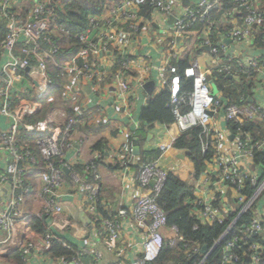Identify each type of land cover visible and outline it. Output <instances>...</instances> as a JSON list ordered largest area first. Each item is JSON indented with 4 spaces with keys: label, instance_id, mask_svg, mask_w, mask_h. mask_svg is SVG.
<instances>
[{
    "label": "built area",
    "instance_id": "1",
    "mask_svg": "<svg viewBox=\"0 0 264 264\" xmlns=\"http://www.w3.org/2000/svg\"><path fill=\"white\" fill-rule=\"evenodd\" d=\"M63 1L0 0V19L7 21V35L0 43V54L7 53L9 58L8 63L0 70V117L8 119L10 124L7 130L0 128V156L8 159L5 168L0 165V187H7L9 190L5 210L0 212V235H6L0 240V247L14 238L17 221L24 216L25 176L38 173V196L44 199L45 215L55 219V216L62 214L63 207L56 203V199L60 198L58 192L67 183L63 168L72 175L77 172L75 166L80 164L79 150L76 155L68 157L75 148L74 131L77 124L83 122L87 114L89 126L110 125L111 120L105 112L108 107L103 109L100 103L112 101V106L131 105L135 100L136 90L150 82L148 77L154 69V56L155 61L160 63L156 67L157 81L163 84L169 82L170 107L175 116L172 126L177 127L181 134L201 127L203 151L208 150L211 144L214 151V157L208 162L201 178L197 179L194 173V184L190 185L194 196L192 203L195 206L192 215L201 225H214L223 224L228 216L237 211L238 218L250 212L251 220L248 225L235 229L238 218L235 219L216 245L234 230L224 248L223 264H239L240 252L249 259V264H264V242L251 241L257 235L264 240V178L261 169L255 164V153L264 152V139L252 144L248 134L235 135L229 129L231 123L263 121L264 103L247 104L243 102L244 98L237 103L229 95L224 96L226 100H222V86L218 83L217 76L234 74L227 64L236 58L226 56L224 43L220 49L212 47L209 34L214 27L213 23L209 24V34L202 41L201 48L208 50L215 58H219L222 53L219 63L225 65L212 72L204 71L200 60L194 56L184 70L185 78L193 80V90L183 92L178 65L185 50L163 47L164 38L161 34L165 35V32L160 29L163 23L152 17V12L164 17V21H169L170 24L167 30L173 32L177 39H183L191 26L205 21L214 10L220 8L219 0H200L183 14H180L179 0H109L103 12L91 17L86 30L77 36V51L62 64H56L60 70L61 102L64 107L75 112V116L71 117L66 110L60 111V118L65 123L61 129L53 128L49 118L37 124L27 123L26 118L42 108L41 100L48 98L52 90L53 81L49 75L47 59L54 60L58 48L51 44L50 49H43L42 45L50 43L48 32L58 24L56 9H62L59 4ZM241 2L242 6L250 9L249 15L242 25L233 23L232 30L225 37L237 46L251 42L256 31L264 29L261 0ZM23 3L30 6L24 17L13 8L17 4L18 9L23 11ZM248 62L252 68L257 69L253 68L254 71L264 72V60L261 58L250 59ZM23 69H29L27 74L31 81L22 87L20 84L24 77L20 71ZM153 82L155 88L149 100L155 98L152 96L156 90V82ZM258 82L264 87V80ZM216 86L219 92H215ZM85 88L92 91L98 100L97 105L102 108L98 114L89 111L91 101ZM223 123L226 130L221 132L219 126ZM23 128L28 132L44 134L36 143L43 160V171H40L30 149L19 143V134ZM175 142L163 145L161 151L172 149ZM135 149L133 141L127 142L121 149L119 159L115 160L116 163L113 162L118 170L125 172L122 181L128 191L138 190L136 201L132 205L124 204L110 220L103 219L97 212L101 192L99 163L107 159V150L95 152L94 160L81 165L82 172H90L94 182L87 181V174L84 175L87 182L79 185L76 193L86 200L92 218L95 217L93 221L100 222L99 230L103 229L107 237V247L122 257L118 264H126L123 254L133 246L140 252L132 264H153L166 246L175 249L184 240L177 226L168 225L167 214L158 203L168 176L173 172L162 167L160 160L136 166L132 160ZM133 165L137 168L134 182L126 174ZM247 182L256 187L250 197L244 195ZM206 192H211L213 197L209 199L203 194L199 196ZM227 192L231 193L237 209L231 206L228 208ZM218 198L221 206L219 209L215 206ZM61 239L49 232L43 237L41 248L35 249V245L27 240L28 243L22 242L15 250H21L28 261L36 256H45L49 264H85L87 260L90 264L102 263V254L91 244L79 248L77 255L72 258L52 259L45 255L56 243L65 249H72L67 241ZM129 240L133 245L129 244ZM199 249L200 247H196L194 251L198 252ZM203 263L204 261L201 264Z\"/></svg>",
    "mask_w": 264,
    "mask_h": 264
},
{
    "label": "crops",
    "instance_id": "2",
    "mask_svg": "<svg viewBox=\"0 0 264 264\" xmlns=\"http://www.w3.org/2000/svg\"><path fill=\"white\" fill-rule=\"evenodd\" d=\"M21 1V0H16ZM110 0L109 2H111ZM181 5L180 14L186 13L190 6L198 4L200 0H189V5L185 4V0H179ZM22 5H25L24 3ZM19 5H14L13 8L17 12ZM152 17L157 19V22H162V31L165 32L161 34L164 40L162 41V46L170 47V48H177L179 50L184 49V54L182 55V60L190 55V61L196 56L197 59L200 60L204 71L212 72L216 70L217 67L224 66V63H219L221 58H215L210 55L208 50L201 48V43L205 39L206 35H208L207 28L204 30L197 28V24H194L189 29V33H186L184 38L177 39L176 35L173 32H169L167 27L170 25L169 21L165 22L164 17L159 15L156 12H152ZM2 19H0L1 21ZM232 23H236V21H231ZM1 24V22H0ZM224 24H229V21L226 20ZM237 24V23H236ZM209 27V26H208ZM210 35V34H209ZM210 37V36H209ZM211 41V39H210ZM228 41V42H226ZM151 43V42H150ZM224 46L227 49V57L229 58H236L232 63L238 65V69H234L232 63L227 64V66L231 67V70L234 71V74H226L217 76L219 77V82L222 86L220 90L223 92L222 100H226L227 98L224 96H228L225 89H227L228 85L225 84V81H222V78L227 76L230 80H235L238 84L240 82L248 83L250 86V91L244 92L239 91V93L245 95L248 98V103H264V87L259 85L258 80H264V72L258 73L254 71L255 67H251L249 64L250 59L254 58H261L264 60V48H258V44L264 45L262 42L256 41V35L252 38L251 42L237 46L232 41L223 40ZM212 44V43H211ZM226 59V58H225ZM224 59V62H225ZM154 62V69L151 71L148 79L150 82H156V90L152 97H156L160 95L164 89L168 88L169 90V82L163 84L157 81L158 70L156 67L160 65L159 62L155 61L154 56L152 57ZM227 60V59H226ZM9 61L7 53L0 54V70L2 71L4 65H6ZM65 61V60H64ZM243 62V63H242ZM174 63V62H173ZM219 63V65H217ZM250 66V67H249ZM257 70V69H256ZM142 71V70H141ZM29 69L22 70L20 73L24 77V81H21L20 86L25 85L27 82L31 81L29 75L27 74ZM50 74V72H49ZM253 74V76H250ZM51 75V74H50ZM169 80V76H168ZM229 80V81H230ZM167 85V86H166ZM166 87V88H165ZM155 88V85H154ZM87 89V88H85ZM86 94L89 96V100L91 101L89 105V111L91 113L98 114L100 109H105L108 107V110L105 111L109 120H111L110 125H93L89 126L87 124V117L86 114L83 122H80L79 125H87V128H78L76 126V130L74 131V139H75V148L72 153L68 154V157L76 155V153L80 152L79 154V163L75 166L77 172H73L72 175H69L65 172L67 177V183L63 186L62 190L58 192L60 198L56 199V203L60 204L63 207V212L60 215L55 216L56 218H46L45 216L43 219H46V223L48 226V233L51 232L53 235L64 239L70 245L82 248L87 244H91L94 249H96L99 253L102 254V263L101 264H118L120 259L122 258L117 253L111 251L107 247V237L102 231L99 230L97 224L92 220V214H90V208L87 204L86 200L83 197L78 196L76 193V189L79 185L86 183L87 181H93V178H88L87 181L85 179L86 174L91 175L90 173L82 172L81 165L83 163L90 162L94 160V154L97 152L95 147L98 144H102L101 146H105V150H107V159L102 161L101 164L99 163V173L101 176V192L98 199L100 201L99 205L103 207L106 211H109L110 215L116 214V212L121 209V207L126 205H132L136 201V196L138 190H129L126 187V184L122 181V177H124V171L118 170V167L114 165L113 162L119 159L121 149L127 142L133 141V145L139 149L138 154L134 153L133 162L136 164H142L149 161H145L143 158L146 155H150L152 152L161 151V147L163 145H169L175 142L180 136L181 133L175 126H164L156 124L153 128H149L146 125H142L140 121L141 111L147 106L149 102L150 95L145 91L144 87H140L136 90L135 93V100L131 105H111L112 101L110 102H101L99 107L98 100L93 96L92 91L85 90ZM215 92H219L218 89H215ZM92 94V95H91ZM243 97V96H242ZM49 103L53 105V109L48 116H45L44 119L40 121H45V119H51L53 123V128H61L65 123L60 118L61 110H65L63 108L60 101V97H57V100L51 98L48 100ZM246 102V100H245ZM99 107V109H97ZM113 107V108H112ZM43 108V103H42ZM47 117V118H46ZM9 120L6 118L0 117V128L3 130H7L9 128ZM219 130L223 132L226 130L225 124H221L219 126ZM133 135V137H132ZM44 134H42V137ZM41 137V138H42ZM138 141H141L140 145L137 144ZM175 144V143H174ZM159 158V163L162 167H164L168 172L175 173L182 181L187 182L189 185L194 184V165L192 162L184 155V153L180 150L174 148L162 152ZM8 159L4 156H0V165L2 168H5ZM116 163V162H115ZM112 167L117 168L113 170ZM137 168L135 165L130 167V169L126 172L129 179H135ZM92 177V176H91ZM79 180L80 182H76ZM133 182L131 184H133ZM40 186L39 178L36 176L34 185H30L29 187H25V200H26V207L29 213L33 215H38V209L44 210V199L38 196V188ZM35 188V189H33ZM24 193V192H23ZM212 198L213 194L211 192L200 193L199 196ZM36 195V196H35ZM226 197L228 199V208L231 206L232 208L237 209L238 206L234 204L235 202L232 199V195L230 192L226 193ZM9 199V190L7 187H0V212H3L5 209V203ZM32 205V208L30 206ZM29 206V207H28ZM97 212L101 209L97 208ZM26 213V214H29ZM83 214L86 215V218ZM24 215L17 221V226L15 228V236L14 238L5 246L0 247V264H12L11 261L8 260V255L17 249L22 242H27V240L35 245V249H39L43 246V237L37 235L36 233L30 232L29 223L33 216ZM100 216V214H99ZM88 220L90 222H88ZM95 223V224H94ZM6 235L1 234L0 240H3ZM131 236V235H130ZM129 244L133 245V242L129 240ZM128 245V242L126 243ZM140 251H136V246L130 247L125 251L123 254V261L126 264H132L138 257V253ZM49 260L44 256L42 258L34 257L29 260V264H49ZM85 264H90L87 260Z\"/></svg>",
    "mask_w": 264,
    "mask_h": 264
},
{
    "label": "trees",
    "instance_id": "3",
    "mask_svg": "<svg viewBox=\"0 0 264 264\" xmlns=\"http://www.w3.org/2000/svg\"><path fill=\"white\" fill-rule=\"evenodd\" d=\"M109 0H64L59 5H62V9H56L58 14V24L53 26L52 30L48 32L50 38V43H43V49H50L51 44L58 48V53L55 54L52 59H47L48 71L50 72V78L53 81L51 87L50 96L46 99H42L43 108L38 110L31 117L26 118V122L30 124H37L48 116V113L53 109V105L48 102L49 99L57 97L62 98V89L59 80L60 70L57 69V62L62 64L64 60L69 58L71 54H74L78 49V39L77 36L82 34L89 23V19L95 15L101 14L104 10L105 4ZM220 8L214 10L205 21L197 22V28L204 30L208 29L210 23L214 24V27L210 33V39L213 48H219L223 44V40L228 36L229 32L233 28V23L231 21H236L237 25L243 24L245 17L249 15L250 9L242 6L241 0H219ZM261 5L264 10V0H261ZM23 11L21 13L23 17L27 14L30 9L29 5L22 6ZM16 11V10H15ZM63 11V12H60ZM17 12V11H16ZM18 13V12H17ZM228 20L229 24H224ZM0 24V43L6 38L7 35V21L2 19ZM256 41L264 43V29L256 31ZM258 48H264V45L259 43ZM222 55V53L220 54ZM56 62V63H54ZM190 63V55H187L179 63V70L182 80V91L189 92L193 90V80L186 79L184 76V70L188 67ZM234 69H238V65L232 63ZM225 76L222 81L228 85L226 92L230 96L232 101L240 103L241 98H244L243 102L246 100L248 104V98L239 93V91H244L245 93L250 91V86L248 83L240 82L239 84L235 80H230ZM243 96V97H242ZM171 95L168 88L149 100L147 106L141 111L140 121L142 125H146L149 128H153L156 124L164 125L167 127L172 126L175 123V116L173 114L172 108L170 107ZM62 103V102H61ZM63 105V103H62ZM68 115L73 117L75 112L73 109L64 107ZM47 118V117H46ZM46 120V119H45ZM78 128H82V125L77 124ZM83 128H87L84 125ZM229 129L233 134L241 133L243 135H249L252 139V144L259 143L264 139V120L255 121H242L239 123H231ZM202 128L196 127L189 130L186 133L181 134V136L176 140L174 148L180 150L194 165L195 175L197 179L201 178L203 173L206 171L208 162L214 157V151L212 149V144L209 149L203 151L202 149ZM42 137V134L38 132H28L26 129H22L19 134L20 145H25L32 155L35 156L37 163L39 164L40 171L44 170V164L41 154L37 148V141ZM246 136H244L245 138ZM141 141L137 144L140 145ZM98 144L95 149H100L97 151H104L105 146ZM161 151L152 152L150 155H146L143 159L145 161H157L161 156ZM255 164L261 169L262 177L264 178V152L257 151L255 153ZM113 170L117 168L112 167ZM90 173V172H88ZM91 174V173H90ZM36 174H29L25 176L24 186L29 187L34 185ZM91 175L87 174L88 178H92ZM255 186L253 187L249 182L246 183L244 189V195L250 197L255 191ZM35 189V188H33ZM21 192L19 191L18 194ZM36 196V195H35ZM194 200L192 187L185 181H182L177 175L171 173L168 176L167 182L158 198L159 205L164 209L168 217L169 226H177L179 228L180 234L183 237L181 243L175 249H169L167 246L162 250L158 259L153 264H223V252L228 241L231 239L234 230L230 232L226 238H224L219 245L216 243L221 239L224 232L231 225V223L238 218L239 211L232 213L226 218L223 224L216 223L214 225H201L199 221L192 215V210L195 208L192 201ZM220 200L218 198L215 206L219 209ZM100 201L97 203V208L101 209L98 214L105 220H110L114 217L110 215L109 211H106L101 205ZM32 208V205L30 203ZM29 207V206H28ZM98 211V210H97ZM24 215L33 216L30 223L29 229L44 237L48 234V226L45 216V210H38L37 216L29 213L26 207V200L23 209ZM29 213V214H26ZM29 216V217H30ZM24 217V216H23ZM49 219V218H48ZM92 220H95L93 216ZM251 220V213L248 212L237 219L235 229L242 227L243 225H248ZM99 229L101 226L100 222L96 223ZM62 240V239H61ZM64 241V240H63ZM252 243L264 242L263 238L254 236L251 240ZM58 242V241H55ZM72 246V245H71ZM200 247L198 252L194 251V248ZM206 248V253H203V249ZM79 248L72 246V249H65L60 244H55L51 250L45 252V255L50 256L52 259H60L62 257L72 258L77 255ZM241 262L239 264H249V259L242 255L240 252ZM207 257V258H206ZM8 260L12 264H29L27 257L23 255L21 250H14L8 255Z\"/></svg>",
    "mask_w": 264,
    "mask_h": 264
},
{
    "label": "water",
    "instance_id": "4",
    "mask_svg": "<svg viewBox=\"0 0 264 264\" xmlns=\"http://www.w3.org/2000/svg\"><path fill=\"white\" fill-rule=\"evenodd\" d=\"M189 3H190V1L189 0H185V4L186 5H189ZM173 22V21H172ZM171 22V23H172ZM226 42H228V41H226ZM144 89H145V91L149 94V95H151L152 94V92H153V90H154V82H149L148 84H146L145 86H144ZM87 91H89V89H86ZM138 151H139V149L138 148H136L135 149V153L136 154H138ZM64 169V171L65 172H67L68 173V171H67V169L66 168H63ZM85 217H86V215L85 214H83ZM87 218V217H86ZM88 219V218H87ZM88 222H90L89 220H88ZM207 251H206V248H204L203 249V253H206Z\"/></svg>",
    "mask_w": 264,
    "mask_h": 264
},
{
    "label": "rangeland",
    "instance_id": "5",
    "mask_svg": "<svg viewBox=\"0 0 264 264\" xmlns=\"http://www.w3.org/2000/svg\"><path fill=\"white\" fill-rule=\"evenodd\" d=\"M215 89H218V87L216 86ZM38 210H40V209H38Z\"/></svg>",
    "mask_w": 264,
    "mask_h": 264
}]
</instances>
